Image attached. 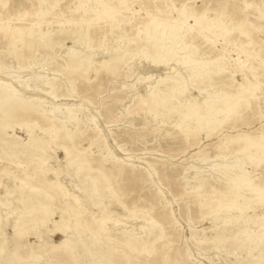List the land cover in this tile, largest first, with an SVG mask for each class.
<instances>
[{
  "label": "rangeland",
  "instance_id": "rangeland-1",
  "mask_svg": "<svg viewBox=\"0 0 264 264\" xmlns=\"http://www.w3.org/2000/svg\"><path fill=\"white\" fill-rule=\"evenodd\" d=\"M52 2V12L37 18L38 8ZM95 2L0 0L2 26L20 31L38 22L43 34L40 43L39 35L31 37L30 49L19 42L12 48L0 31V92L27 99L34 136L48 138L45 128H54L52 121L64 125L74 136L69 142L112 173L113 195L123 193L124 206L111 203L110 217L99 224L106 197L94 200L82 192V177L75 175L76 164L67 167L61 141L47 143L42 164L37 153L0 145V256L28 250L41 258L28 254L26 264H45L51 246L65 238L56 223L80 228L88 222L90 228L106 229L115 220L114 228L136 235H145L143 226L150 222L157 230L132 256L134 264H264V201L258 195L264 192V161L253 165L239 150L245 143L264 145V0H108L113 18L99 19L72 11ZM194 17L202 19L194 23ZM71 26L80 36L76 44L58 36L57 30ZM155 26L164 27L161 61L150 50ZM179 26L182 35L171 47L165 37ZM49 34L61 41L50 45ZM75 54L89 67L69 70L66 62ZM171 84L180 98L155 115L142 101ZM237 90L243 98L233 120L220 110ZM190 102L200 109L196 120L187 119L189 131L198 119L223 123L196 137L184 135L174 123ZM175 107L170 119L166 114ZM40 115L44 121L38 122ZM6 135L13 148L25 149L24 126L9 127ZM234 175L237 185L226 190ZM201 178L207 191L197 196L193 191ZM244 179L251 181V192ZM29 188L36 194L43 188L60 193L43 224L33 223L36 208L20 199ZM16 226L27 231L17 236ZM98 233L91 241L102 247L112 249L121 241L107 242L106 234ZM69 246L75 252L68 242L62 248ZM75 262L88 264L84 258Z\"/></svg>",
  "mask_w": 264,
  "mask_h": 264
},
{
  "label": "bare ground",
  "instance_id": "bare-ground-1",
  "mask_svg": "<svg viewBox=\"0 0 264 264\" xmlns=\"http://www.w3.org/2000/svg\"><path fill=\"white\" fill-rule=\"evenodd\" d=\"M55 3L56 2L48 3V6L38 8V10L36 11L37 18H40L42 20L46 14H50L52 12L51 10L55 5ZM78 10H81L79 16H85V14L89 12L90 15H92V18L95 19L105 18V17L113 18V15L108 8V0H97V2H95L93 6H87V7H84L82 5L81 6L76 5L75 9L72 11L76 12ZM22 14L24 15L25 12ZM53 14L55 13L53 12ZM201 19H202L201 17H194V23H199ZM78 22L79 20L76 21L74 24H77ZM37 25L38 22H35L34 24H31L30 27L18 31L17 29L11 28L7 25L2 26L0 23V31L2 37L7 39V41L9 42L12 48L16 45V43L19 42L22 48L30 49L34 45L31 42V37L39 35L38 36L39 39H37L36 37L37 41L39 43L43 41L42 38L43 34H41V32L38 31V29H36ZM207 29L211 30L212 26L208 25ZM152 30H153V34L151 37L150 50L153 53V59L156 61H161V58L165 57V51H164L165 47L163 46V42H161L160 40V35L164 33V27L155 26L152 28ZM57 31H58V36L71 37L73 39V44H76L80 41V36L78 35L79 33L76 34V32L78 31L76 30V28H74V26L62 28ZM182 32H183L182 27L179 26L177 28H174L172 32L167 34L165 38L169 39L171 47L176 42L178 37H181ZM46 41H48L50 45H55L56 43H59L61 40L59 39V37L55 38L53 35L49 34L46 37ZM89 65L90 64L84 62L79 57V55L76 54L70 56V58H68L66 62L67 68L73 71L86 69L87 67H89ZM196 72L197 71H195L194 74L191 75V77H196L198 75ZM173 83L175 82L173 81ZM180 95H181V91L173 90V85L171 84L170 87L168 88L162 89L160 91H155L151 97L147 98L146 100H143L142 103L152 108L154 114L158 115L165 107L169 105L172 98L174 99L180 98ZM16 97H17L16 95H14L13 93L7 90L3 92L1 90L0 92V145H3L2 147H9L11 149H14L12 151L18 153L19 151H26V152L28 151V152L37 153L38 154L37 160L39 164L40 163L42 164L45 163L46 160L45 158L46 156L44 155V153L46 152L47 143L51 139H53L55 142L61 141V147L65 153V160L67 167L70 164H76L77 171L75 175L80 178L82 177V182H83L82 192H85L86 195L89 196V198L91 197L94 200L96 199L101 200L104 197H106V200L103 202L104 210L102 212L104 219H100L99 221L100 225L104 224L108 220L112 212V209L109 207V205L111 203L115 204L117 202L122 205L121 196L123 195V193L117 194L116 196L113 195L115 187L113 186L114 179L111 176L112 173L111 172L106 173L105 169H103L101 166H97L92 162L91 160L93 159L92 157H89L88 159L87 156H85L86 154L83 155L84 153L80 151L81 149L77 148V146L74 144L73 141L70 143L69 142L70 139H74V136L69 135V132L66 131L64 125L54 126L55 123L54 121H52V125L54 128L52 127L45 128V134L48 135V138L34 136L32 133L33 126L30 124V122H28V120L30 121L29 113L31 112L25 109V105L27 104L26 103L27 99H23L19 97L16 98ZM242 98L243 95L241 90H237L234 94L231 95L230 99L225 101L227 102V104L225 108H222L220 110V112L224 114H228L229 118L233 117V120L237 119L236 114L238 113V110L242 105L241 103ZM207 103H208L207 101H204L203 104H201L200 108L202 109L203 107H205ZM198 105L199 104L195 102L188 103L187 109L183 110V113L180 116L181 118L174 123V128L179 129L186 136L192 135L196 137L199 134V132L204 128L207 129L208 131L209 129H215L216 127H218L223 123V121H220L217 124L216 119L214 118L201 119V120L198 119L197 120L198 126H196L193 130L189 131L187 126L189 121H187V119L191 118L196 120L197 112L200 109ZM175 109L177 110L178 107H175L174 109L170 110L166 114V116L168 117L171 116L175 112ZM71 118H73V116L68 117L67 120L70 121ZM42 120L44 121V118L43 116L40 115L38 118V122ZM33 124H35V122ZM15 125H19L20 127L24 126L25 132L28 135V139L25 143L24 150L21 149L19 150L17 147L13 148L12 145L13 141L9 140L6 137L7 129L9 127L13 128ZM239 150L249 156L250 162L253 165H258L260 161H264V145H260L256 143H245L242 147L239 148ZM14 154L16 155V153ZM87 155H90V153H88ZM221 174H226V173L221 171ZM203 179L204 178H201L195 191H193V193L196 194L197 196L203 195L207 191L205 187L202 186ZM244 181L245 183L243 186L246 187L249 192H251L252 191L251 181L249 179H244ZM233 183L237 185V178L235 177V175L230 176V183L226 187V190H229L230 189L229 187H232L230 185H232ZM212 187L215 188V185H212ZM53 188L55 187L53 186ZM42 190L43 192L40 194H36L32 188L25 189L20 192V199L22 203L24 205H28V204L31 205V207L36 208L38 212L37 215L33 217L34 224H43L47 216L55 211L52 208V205L56 204L57 195L60 200V193L55 194L52 188L50 190L48 188H43ZM258 195L260 199L264 201V192L263 191L259 192ZM75 197L76 200H78V198L82 199V197L80 198V196L78 195H76ZM84 201H86L87 203L88 199L84 198ZM65 211H66L65 208L61 209L62 215L63 212ZM62 222L56 223L57 227L58 224H60L61 228H56L55 230L58 233L62 234L65 238L62 242H60V244L51 246L47 257V263L45 264H77L75 260L80 261L83 258L88 264H134L132 256L137 255L139 251H141L142 249L141 244L145 243L146 241L152 240L151 237L152 236L154 237L157 232V230L152 228L151 222L143 226L145 227L143 229L145 235H136L133 232L130 233L127 228H114L117 225V221L115 220H112V225H111L112 228H106V229L90 228L91 223L88 222L80 228H75V226H72L74 228H70L69 227L70 225L67 226L69 228H66L65 223ZM16 227L17 228L15 229L14 233L17 236H22L27 231V228H22V226H16ZM55 230H50V231L54 232ZM45 231L47 230L44 229L42 233ZM224 231L227 233L226 230ZM224 231H222L221 233H225ZM94 232H99L98 234L104 232L106 234L107 242H109V239L116 241L117 238H119L121 241H119V243L116 244V246L113 247L112 249H108L102 247L104 244L100 246V244H96L93 241H91L93 240L92 237ZM115 234H118V236H116ZM218 241L221 242L222 239H219ZM65 242L71 244L75 252H73L72 249H70L71 248L70 246L69 248L66 247L62 248V245ZM221 248L218 249L220 250ZM226 248H228V246ZM224 249L222 248V250ZM231 252L235 253L234 251ZM30 253L31 251L28 250L27 251L15 250L13 252L9 251V253L0 256V264H3V262H8V261L9 262L11 261L10 264H26V261L24 259L27 257L26 255ZM29 256L33 257L34 259L41 258L38 254H34V255L30 254ZM35 264H39V263H35Z\"/></svg>",
  "mask_w": 264,
  "mask_h": 264
}]
</instances>
